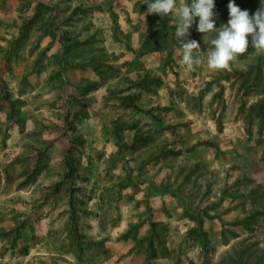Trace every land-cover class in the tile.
Masks as SVG:
<instances>
[{"label": "rangeland", "instance_id": "rangeland-1", "mask_svg": "<svg viewBox=\"0 0 264 264\" xmlns=\"http://www.w3.org/2000/svg\"><path fill=\"white\" fill-rule=\"evenodd\" d=\"M189 32L192 70L144 0H0V264H264V49Z\"/></svg>", "mask_w": 264, "mask_h": 264}, {"label": "clouds", "instance_id": "clouds-1", "mask_svg": "<svg viewBox=\"0 0 264 264\" xmlns=\"http://www.w3.org/2000/svg\"><path fill=\"white\" fill-rule=\"evenodd\" d=\"M144 3L148 14H172L175 17V37L182 63L188 70L200 62V58L194 55V50L200 49L198 41L186 39L194 22L198 32L204 35L216 33L206 57L211 68L227 67L237 53L244 52L249 46V36L251 45L264 49V0H260V8L252 15L248 10H241L235 0H229V19L220 27H215V0H187L185 3L180 0H144Z\"/></svg>", "mask_w": 264, "mask_h": 264}, {"label": "trees", "instance_id": "trees-1", "mask_svg": "<svg viewBox=\"0 0 264 264\" xmlns=\"http://www.w3.org/2000/svg\"><path fill=\"white\" fill-rule=\"evenodd\" d=\"M253 67H254V66H252V68H253ZM252 68H251V69H252ZM244 74H245V72H242V73H240L239 75H240V76H244ZM146 113H147L148 115L152 116V117H155L154 115L151 114L150 111H147ZM118 140H121L120 137H118ZM71 207H72V211L74 212V211H75V205H74L73 202H71Z\"/></svg>", "mask_w": 264, "mask_h": 264}]
</instances>
